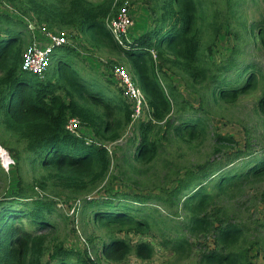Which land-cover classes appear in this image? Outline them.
Wrapping results in <instances>:
<instances>
[{
  "label": "trees",
  "instance_id": "16d2710c",
  "mask_svg": "<svg viewBox=\"0 0 264 264\" xmlns=\"http://www.w3.org/2000/svg\"><path fill=\"white\" fill-rule=\"evenodd\" d=\"M2 1L43 31H76L88 45L121 59L137 80L147 115L132 118L131 103L118 85L114 91L99 83L89 89L87 74L74 69L77 61H50L41 75L25 71L23 55L33 32L22 19L0 11V146L14 162L11 170L28 159L38 173L33 192L22 186L10 192L6 186L0 196V264L150 261L154 246L131 236L157 240L179 262L191 260L196 242L207 244L213 237V248L205 246L193 264H264V223L247 229L235 201L264 181V151L253 154L248 142V150H240L231 136L208 130L216 110L259 92L256 110L264 133V71L240 62L245 44L221 20L222 7L213 0H142L151 29L131 36L132 24L119 43L106 27L117 19L123 0ZM228 9L237 18L232 3ZM247 32L254 48L264 50V22L250 24ZM220 35L235 42L229 56L216 63L212 49ZM61 48L74 51L69 44ZM173 77L197 97V106ZM72 119L81 126L77 135L67 129ZM127 129L125 144L130 138L137 143L118 153ZM171 146L180 148L179 155H192L180 166L169 158ZM115 181L135 190L114 191ZM103 184L104 194L84 199L79 208L82 228H91L84 232L86 241L99 244L92 251L68 248L56 236L55 202L34 190L79 201ZM179 210L183 220L174 224Z\"/></svg>",
  "mask_w": 264,
  "mask_h": 264
},
{
  "label": "rangeland",
  "instance_id": "374dc122",
  "mask_svg": "<svg viewBox=\"0 0 264 264\" xmlns=\"http://www.w3.org/2000/svg\"><path fill=\"white\" fill-rule=\"evenodd\" d=\"M124 7L121 8L120 13H128L133 19V27L131 29L130 35L133 36L137 33L147 32L151 29V13L148 10L147 6L142 2V0H123ZM215 2V7H222V18L228 28L232 32L236 31L241 37L240 43H244V48L242 55L239 56L240 62H249L250 64H258L261 70L264 71V50H256L254 48L253 42L249 39L247 28L252 23H257L260 21L264 22V2L263 0H213ZM228 3L233 4V10L236 12V17L234 18L229 13ZM123 5V4H122ZM0 11L11 16L12 18L22 19L25 24H27L31 31L33 43L32 45L36 46H49L50 45V36H56L54 34L61 33L66 38V44L68 43L71 48H74L72 54L66 51L64 48L58 47L54 51V54L50 56V61H59L62 60H72L73 62L77 61V65L74 64V69L79 75L86 73L87 76L84 79V84L90 89V87L96 86V83H99L106 87L108 90H116V86L119 85V82H116L112 69L117 67H122L128 71V68L124 66L121 59L118 57L106 52L104 48L101 47H92L86 43L83 37L76 31H54L53 33L43 31L38 25L34 26L35 22L29 19L28 17H22L16 10L11 8L9 5L0 0ZM34 22V23H33ZM33 25H32V24ZM242 24V25H241ZM256 41V40H255ZM216 44L212 49V60L216 63H220L222 60H225L232 49V46L235 40H231L229 37L226 38L223 35H220L216 39ZM260 43V42H258ZM258 47H261V44H258ZM128 80L130 75L126 73ZM137 78V77H136ZM175 85L178 87L181 93L186 96L187 100L197 106L198 100L197 97L189 93L185 88L183 83L177 77H173ZM108 81V83H107ZM127 81V80H126ZM258 93L245 96L239 101V103L227 110H216L210 118L209 132H217L220 136H231V139H234L237 143V147L240 150H248L245 144L247 142L251 145V152L259 153L264 151V133L262 127V121L259 118L256 110V101ZM141 117V116H140ZM80 133V131H79ZM124 143L122 147L117 152H126L129 151V148H132L137 142L136 138H130L129 141L125 144L126 140L131 136L130 130H126L123 135ZM207 145L208 147L212 146L211 137H208ZM111 150H115L114 146L110 147ZM134 150V149H133ZM180 148L176 146H171L168 149L170 153V159L176 162L181 166L180 161L188 159L192 154L189 152L179 155ZM0 151L5 152V156L0 157V196L4 193L5 187L10 190V192H18L20 186L26 189L28 192H33L32 189V180L34 174L32 169L29 166L28 159H24L25 163H20L14 168L9 167L8 169L3 167V164L7 161L9 155L7 152L0 146ZM183 156V157H182ZM219 158V157H217ZM223 159L227 158L222 156ZM23 160V161H24ZM9 170H11L9 172ZM9 172V173H8ZM5 175V177H4ZM120 181H115L112 184V189L114 191L119 190L121 192L132 193L135 190L133 185L121 184ZM126 182V181H125ZM246 187V186H245ZM104 184L96 189L90 196H85L79 198L78 201L76 198L68 197L63 193L55 192H39L34 190L36 193H40L47 198L52 199L55 206V216L57 217V232L56 236L58 239H62L65 245L68 248H72L76 251H83L86 247L92 251V245H98L99 241H95L93 244L86 241V235L90 234L91 228L84 227L82 228V222L80 221V210L82 202L84 199L96 198L104 194ZM87 197V198H86ZM239 201L240 206L239 211L237 212V217L240 220L241 224L244 225L247 229L253 230L256 228L259 222L264 223V181L258 182L254 186L247 188L245 195ZM154 203V202H153ZM233 204V203H230ZM156 208L157 205L155 204ZM167 213H164V215ZM180 215V216H178ZM178 215L174 217L172 223L181 222L184 217L182 211L179 210ZM261 229V228H258ZM264 233V230H262ZM98 235V233H96ZM135 241L145 240L149 241L155 249V255L150 261H140L133 257L129 258L123 264H193L197 261L200 251L204 250L205 246L213 248L214 242L213 237L207 239V244L204 241L196 242V248L194 256L191 260L177 261L171 258L170 252L165 248H162L157 244V240H151L146 236H131ZM255 254V253H254ZM94 257V256H93ZM255 262H260L259 259H255Z\"/></svg>",
  "mask_w": 264,
  "mask_h": 264
},
{
  "label": "built area",
  "instance_id": "2783aa9c",
  "mask_svg": "<svg viewBox=\"0 0 264 264\" xmlns=\"http://www.w3.org/2000/svg\"><path fill=\"white\" fill-rule=\"evenodd\" d=\"M133 21L128 13L121 12L116 20H113L110 24H107V29L114 37L116 41L121 43V39L125 33L132 26ZM55 35V34H54ZM68 44V43H67ZM66 45V38L64 35H56L50 36V45L49 46H36L32 45L27 49V51L23 55V68L25 71L34 74L41 75L45 72L50 63V56L53 53L55 47H62ZM113 76L116 82H119V85L124 93V96L127 100L132 104L133 114L132 118L135 120L136 118H142L144 115V110L147 109L146 100L136 85V83L131 79L128 80L126 73L123 68L116 67L112 71ZM127 80V81H126ZM141 116V117H140ZM131 124L133 122L131 121ZM67 129L74 133L79 129V122L72 119L68 122ZM122 143V139L119 141V144ZM111 146H109L110 148ZM5 156L4 151H0V157ZM13 160L8 157L3 167L8 169L11 165H13Z\"/></svg>",
  "mask_w": 264,
  "mask_h": 264
},
{
  "label": "clouds",
  "instance_id": "9594fccd",
  "mask_svg": "<svg viewBox=\"0 0 264 264\" xmlns=\"http://www.w3.org/2000/svg\"><path fill=\"white\" fill-rule=\"evenodd\" d=\"M32 24V23H31ZM33 25V24H32ZM30 26V25H29ZM56 48V47H55ZM54 48V49H55ZM122 68V67H121ZM124 69V68H123ZM125 70V69H124ZM125 71H127V70H125ZM112 73V72H111ZM127 73L129 74V72L127 71ZM130 75V74H129ZM130 77H131V75H130ZM134 82L136 83V85H137V80H134ZM138 86V85H137ZM140 89V88H139ZM131 109H133V107H132V104H131ZM133 114V113H132ZM144 114H146L147 115V113H146V111L144 110ZM144 118V115H143V117H142V119ZM141 119V120H142ZM68 125V124H67ZM81 129V126H80V124H79V129L76 131V132H74V134H76L77 135V133H78V131ZM72 133V132H71ZM122 142H124V140H123V138H122ZM8 154V153H7ZM10 157V156H9Z\"/></svg>",
  "mask_w": 264,
  "mask_h": 264
}]
</instances>
